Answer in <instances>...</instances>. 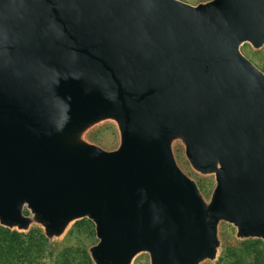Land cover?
<instances>
[{"label":"water","instance_id":"1","mask_svg":"<svg viewBox=\"0 0 264 264\" xmlns=\"http://www.w3.org/2000/svg\"><path fill=\"white\" fill-rule=\"evenodd\" d=\"M264 38V0H0V217L20 200L56 223L88 215L97 259L125 264L149 246L156 264L209 249L194 186L168 135L183 128L203 168L220 157L211 215L264 236V75L238 43ZM117 110L113 152L69 157L53 119Z\"/></svg>","mask_w":264,"mask_h":264},{"label":"rangeland","instance_id":"2","mask_svg":"<svg viewBox=\"0 0 264 264\" xmlns=\"http://www.w3.org/2000/svg\"><path fill=\"white\" fill-rule=\"evenodd\" d=\"M179 1L195 7H205L214 0ZM238 48L264 75V38L259 43H255L250 38H243L239 41ZM48 130L55 145L69 157H76L93 149L117 151L124 141L123 117L119 111L112 109L70 119H53L49 123ZM168 145L176 165L195 188L209 229V249L200 250L194 254L190 264H264L262 234L249 232L226 218H215L211 215L210 208L218 185L217 172L221 168L220 157H217L212 167L203 169L188 152L186 132L180 127L169 132ZM17 205L23 221H4L0 217V224L23 231L34 225L40 226L56 241L64 240L76 221L89 219L93 222L88 215L71 210L51 225L46 214L32 207L29 200H20ZM255 239L262 240L263 247L258 245L256 250L248 246L245 250L246 242ZM99 244L96 226L94 233H88L84 226L78 227L76 235L70 240V258H75L72 264L76 262L82 264L83 252L90 254L94 264H106L97 259L96 252ZM257 251L261 253L258 255ZM125 264H156V255L149 246L140 245L129 254Z\"/></svg>","mask_w":264,"mask_h":264},{"label":"trees","instance_id":"3","mask_svg":"<svg viewBox=\"0 0 264 264\" xmlns=\"http://www.w3.org/2000/svg\"><path fill=\"white\" fill-rule=\"evenodd\" d=\"M80 226L94 233L95 225L89 219L76 221L66 238L60 241L48 236L40 226L23 231L0 224V264H72L75 258H70V240ZM258 245L263 247L262 240H250L244 249L250 246L258 250ZM256 253L259 255L261 251ZM81 256L82 264H94L88 252Z\"/></svg>","mask_w":264,"mask_h":264},{"label":"bare ground","instance_id":"4","mask_svg":"<svg viewBox=\"0 0 264 264\" xmlns=\"http://www.w3.org/2000/svg\"><path fill=\"white\" fill-rule=\"evenodd\" d=\"M217 160V157H215V161Z\"/></svg>","mask_w":264,"mask_h":264}]
</instances>
